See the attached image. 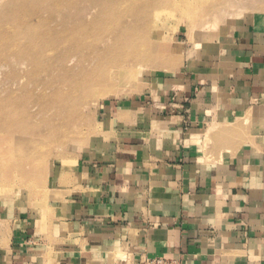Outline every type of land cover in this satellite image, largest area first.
<instances>
[{
  "label": "rangeland",
  "instance_id": "rangeland-1",
  "mask_svg": "<svg viewBox=\"0 0 264 264\" xmlns=\"http://www.w3.org/2000/svg\"><path fill=\"white\" fill-rule=\"evenodd\" d=\"M250 32L264 36V0H0V252L13 248L21 208L52 258L63 200L54 191L75 157L116 138L117 121L161 140L149 123L159 118L151 113L143 126L138 116L140 102L154 103L143 89L184 64L224 60ZM110 107L132 110L101 124ZM218 124L196 148L210 164L255 131L249 112Z\"/></svg>",
  "mask_w": 264,
  "mask_h": 264
},
{
  "label": "crops",
  "instance_id": "crops-1",
  "mask_svg": "<svg viewBox=\"0 0 264 264\" xmlns=\"http://www.w3.org/2000/svg\"><path fill=\"white\" fill-rule=\"evenodd\" d=\"M225 52L229 57L212 54L193 71L184 64L181 72L155 75L154 87L143 89L154 103L140 102L138 116L143 126L151 113L159 118L149 123L159 124L161 140L146 138L140 125L131 135V124L117 121L115 140L75 157L54 191L63 200L52 258L33 216L18 208L19 235L0 252V264H140L155 257L264 264V36L241 35ZM127 109L110 107L111 119L101 124ZM247 112L255 127L249 142L207 163L208 154L196 149L207 126Z\"/></svg>",
  "mask_w": 264,
  "mask_h": 264
},
{
  "label": "built area",
  "instance_id": "built-area-1",
  "mask_svg": "<svg viewBox=\"0 0 264 264\" xmlns=\"http://www.w3.org/2000/svg\"><path fill=\"white\" fill-rule=\"evenodd\" d=\"M140 264H180V262L175 259H164L162 257L155 258H145Z\"/></svg>",
  "mask_w": 264,
  "mask_h": 264
}]
</instances>
